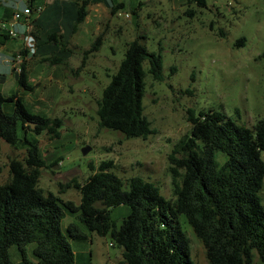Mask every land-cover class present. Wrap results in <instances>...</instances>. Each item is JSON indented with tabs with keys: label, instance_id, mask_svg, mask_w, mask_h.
Instances as JSON below:
<instances>
[{
	"label": "trees",
	"instance_id": "trees-1",
	"mask_svg": "<svg viewBox=\"0 0 264 264\" xmlns=\"http://www.w3.org/2000/svg\"><path fill=\"white\" fill-rule=\"evenodd\" d=\"M34 1L30 0L33 10ZM193 1L207 6V0H187V4ZM88 4L87 0L75 2L74 31L88 15ZM125 6L124 2L114 3L112 12ZM188 12L193 15L195 10L190 7ZM3 33L5 39L11 38ZM57 37V32L50 34L52 41ZM139 38L127 44L118 69L109 75L110 81L97 100V114L101 127L120 131L126 138L147 139L156 131L144 112L146 78L151 74L153 79L163 80L164 66L162 55L149 51ZM103 40L101 33L84 51L82 64L89 53L100 49ZM241 44L243 39L237 45ZM62 54L43 60L67 64V56ZM16 77L14 94L5 97L0 91V139L15 146L20 123L27 153L24 159L10 160V178L0 184V264H76L70 240L83 239L86 234L75 222L63 232L67 210L78 211L79 220L91 232L110 235L123 249L118 264H195L183 216L203 243L209 264H253L256 256L264 264V203L260 195L264 184V117L248 127L219 109L198 113L189 109L190 134L182 137L169 155L173 199H167L159 186L139 175L123 179L110 171L114 161L105 160L98 169L90 165L92 173L85 182L73 178L61 183V191L65 187L79 190L80 203L75 204L40 187L42 169L51 165L38 143L27 136L29 132H46L51 139L58 138L64 121L27 108L20 94L30 89L27 59ZM7 101L15 103L11 114L3 108ZM217 152L226 155L222 163L216 159ZM122 204L129 205L131 212L117 226L110 209ZM31 243L35 244V261L27 259L26 247ZM13 245L23 255L18 263L10 257Z\"/></svg>",
	"mask_w": 264,
	"mask_h": 264
},
{
	"label": "rangeland",
	"instance_id": "rangeland-1",
	"mask_svg": "<svg viewBox=\"0 0 264 264\" xmlns=\"http://www.w3.org/2000/svg\"><path fill=\"white\" fill-rule=\"evenodd\" d=\"M87 1L89 15L70 41V65L64 70L61 64L54 68L41 64L37 69L46 83L49 72L56 73L51 82L55 91L50 84L42 87L43 82L20 93L30 111L64 121L58 138L51 139L46 132L27 135L38 143L51 165L42 169L39 185L63 201L79 204V190L65 187L61 191V183L73 178L83 183L92 173L90 165L98 169L102 161L113 160L110 171L123 179L139 175L159 186L167 199H173L169 155L175 144L190 134L189 109L196 113L219 109L248 127L264 117V0H207L205 7L197 1L187 4V0ZM119 2H125L126 7L113 13L108 3ZM22 7L20 0H0V32L4 31L1 23H9L15 8ZM190 7L195 10L193 15L188 12ZM101 33L103 45L89 53L82 64L84 51ZM136 38L149 51L161 54L164 66L163 80H155L151 74L146 78L144 112L156 131L147 139L126 138L120 131L101 127L97 114V100L110 81L109 75L118 69L127 44ZM242 39L243 44L237 45ZM7 41L11 48L22 45L16 38ZM5 78L0 75V88L8 97L18 86L14 74ZM4 105L9 114L14 112V102ZM17 133L15 146L0 139V184L10 178V160L26 156V134L20 123ZM86 146L90 150L83 154ZM225 158L217 152L220 163ZM260 195L264 203V184ZM110 210L111 219L120 226L131 207L122 204ZM78 216V211L67 210L62 221L63 232L75 222L86 234L83 239L70 240L76 264H118L123 249L110 235L91 232ZM181 221L190 238L191 259L195 264H209L203 243L184 216ZM34 247V243L26 247L29 261L36 260ZM10 257L15 263L23 260L17 245L10 248ZM253 264L263 263L256 256Z\"/></svg>",
	"mask_w": 264,
	"mask_h": 264
},
{
	"label": "crops",
	"instance_id": "crops-1",
	"mask_svg": "<svg viewBox=\"0 0 264 264\" xmlns=\"http://www.w3.org/2000/svg\"><path fill=\"white\" fill-rule=\"evenodd\" d=\"M20 1L23 3V7L19 10H23L26 6L30 5V2H26L24 0H20ZM76 1H78V3L81 4L83 0H43V3H38L37 0L34 1L33 5L36 7L40 6L41 11L39 12L35 11L33 14L29 16L31 20L30 32L36 38L37 53L35 56H33L34 55L33 54L32 56H29L27 58L28 69H29L28 84L30 86V89L28 90L25 89L26 91H32L35 85L36 87L40 86V84L43 82L44 85H42V87L46 86V84H50V87H53L52 90L55 91L54 86H52V84L54 83L51 84V82L54 81V79L57 77L56 73L53 71L52 73L49 72L47 77L48 83H46V81H44L45 76H40V73L37 70L41 64H47L50 68L51 67L54 68L55 65L61 64L64 67V70L70 65V56L73 53H69V45H70V41H74V39L72 40V38L75 36L76 32L78 31L77 28L74 31L75 12L77 8L75 6ZM102 1L106 2L104 0ZM16 3L13 4V6L16 5ZM108 4L112 6L114 3H108ZM17 9L18 8H15V10ZM15 10L10 16L9 23L7 24L11 27V29H14L18 33V36L15 38L21 40L22 45L19 48H11L8 45V41H7L8 39H5L3 35L4 33L0 32V69L2 70L0 71V75H4L6 77L5 79H7L8 75L12 76L14 74L16 78L15 82L18 86L17 77H16L17 72L14 69V66L17 63L15 58L25 47V41L23 39V35L24 33L28 32V25L24 24L23 20L19 21L14 19ZM88 15L81 24H83L86 21ZM2 23H6V22H2ZM53 32H57L58 37L57 40L52 41L50 40V34H52ZM54 54L66 55L68 63L52 64L48 61L43 60L44 58L50 57ZM3 108L5 112L8 113V111L5 109V105L3 106ZM35 113L40 114V112H35Z\"/></svg>",
	"mask_w": 264,
	"mask_h": 264
},
{
	"label": "built area",
	"instance_id": "built-area-1",
	"mask_svg": "<svg viewBox=\"0 0 264 264\" xmlns=\"http://www.w3.org/2000/svg\"><path fill=\"white\" fill-rule=\"evenodd\" d=\"M26 1L30 2V0H26ZM32 11L39 12V11H41V7L37 6L33 10V8L30 5H28L23 10H16L14 13V19L15 20H19V21L23 20V23L28 25V32L24 33V35H23V39L25 41V47L23 50L25 52H20L15 58L17 63L14 66V69L17 73L21 72L22 62L25 59H27L29 56H32L33 54H35L36 50H37L36 38L30 32L31 20H30L29 16L31 14H33ZM1 26H2V29L6 33H8L11 37L15 38L18 36V33L14 29H11V27L7 23H1Z\"/></svg>",
	"mask_w": 264,
	"mask_h": 264
},
{
	"label": "water",
	"instance_id": "water-1",
	"mask_svg": "<svg viewBox=\"0 0 264 264\" xmlns=\"http://www.w3.org/2000/svg\"><path fill=\"white\" fill-rule=\"evenodd\" d=\"M34 126L35 125L32 123V127H34ZM89 150H90V147L86 146V147H83L82 152H83V154H87Z\"/></svg>",
	"mask_w": 264,
	"mask_h": 264
}]
</instances>
